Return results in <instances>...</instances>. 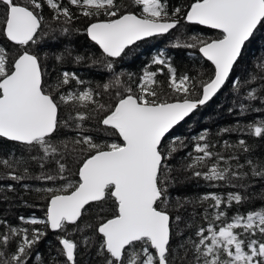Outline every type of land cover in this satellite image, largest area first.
<instances>
[{
	"label": "snow or ice",
	"instance_id": "1",
	"mask_svg": "<svg viewBox=\"0 0 264 264\" xmlns=\"http://www.w3.org/2000/svg\"><path fill=\"white\" fill-rule=\"evenodd\" d=\"M133 3L141 9L139 15L125 10L118 0H0V178L65 181L59 188L41 190L50 194L45 219L20 220L59 233L56 239L61 247L56 256L63 257V264H82L80 257L91 264L90 256L97 258L96 264H264V207L230 217L221 207L244 203L253 183L264 187V153H257L261 145L246 139L234 144L224 140L225 154L214 150L207 133L194 136L190 141L195 142L194 151L187 153V162L180 169H174L169 161L187 147L186 138L166 140L226 84L231 83L238 94L250 84L247 78H230L243 62L247 46L264 38V0H193L186 11L182 5L170 8L168 0ZM73 7L94 21L84 28L101 50L99 57H87L92 65L103 64L112 71L114 58L134 54L138 42L166 35L184 21L219 32L215 38L193 35L188 38L191 42L181 43L177 38L172 44L197 49L211 62L212 71L207 76L203 71L195 75L191 70L178 72L160 52L143 69L137 90L127 87L126 94L117 92L114 103H101L97 99L100 93L91 86L62 92L66 85L85 82L76 73L64 71L54 83H46L41 58L29 46L37 45L49 32H78L73 24L79 16ZM45 8L58 27L46 21ZM8 42L21 49L11 62ZM54 59L80 63L85 56L65 48ZM152 65L156 70H150ZM158 74H166V88ZM259 79V89L252 87L239 103L240 115L262 110L244 102L264 104V75ZM115 82H121L119 75ZM102 87L107 91L111 84ZM61 105L71 106L63 117ZM89 121L110 129L119 142H97L86 127ZM246 127L250 135L264 139V119ZM240 130L239 126L223 128L218 135ZM5 141L23 146L26 155L5 152ZM70 163L79 165L75 182L65 176ZM32 164L41 170L39 176L29 175ZM173 171L188 173L190 180L224 182L243 191L229 192L226 198L218 193L194 200L178 198L173 205L177 214L172 216L168 187ZM260 199L264 200V193ZM206 202L216 211L203 217L208 227L196 226L195 207H204ZM187 205L194 208L193 223H186V228L195 226L197 239L186 237L179 229V213L187 211ZM216 221L221 224L217 226ZM76 234L79 240L71 238ZM46 235L38 227H9L0 232V264H29L36 245ZM9 245H14L11 252ZM35 259L42 260L38 253ZM49 264L61 261L50 257Z\"/></svg>",
	"mask_w": 264,
	"mask_h": 264
},
{
	"label": "trees",
	"instance_id": "2",
	"mask_svg": "<svg viewBox=\"0 0 264 264\" xmlns=\"http://www.w3.org/2000/svg\"><path fill=\"white\" fill-rule=\"evenodd\" d=\"M118 2L121 3L123 8L125 7L127 11L131 9L132 12H135L138 15L140 14L141 9L135 6L132 0H118ZM191 2H193V0H168L170 8L172 6L182 5L185 11ZM73 11L79 16V19L74 21L73 27L79 29V31H70V35L73 36V39L70 40V46L60 47L53 50L51 53V60L48 57V64L46 63L45 65H42V69L47 71V78L45 81L48 84L54 83L57 76L64 71L76 73L85 82L84 85H75L74 82L66 85L61 89L62 92L74 91L77 88L83 90L84 88L91 86L100 93L97 99L101 103L106 105L114 103L117 86L124 85L126 87H132L133 91H136L143 69L150 64L151 58L160 52L166 54L172 65L178 69V72L191 70L190 74L195 75L198 71H203L205 76H207L212 71L213 66L200 55L197 49L183 47L177 48L172 47V44L177 41V38H179L181 43L191 42L188 38L193 35H198L206 39L215 38L219 35V32L211 31L197 25H188L184 21H182L181 25H179L177 29L168 36L157 38L154 42L149 41L134 47V54L126 55L119 59H113L114 68L112 71L106 69L103 64L92 65L87 57H99L101 50L89 40V37H87L84 32V28L90 22L94 21H89L88 18L80 15L78 10L74 7ZM44 14L48 23L52 24L53 27H58L56 22L51 21L50 12L47 8H45ZM101 19H106V17H101ZM45 30L48 31L47 29ZM57 34H60V32H57ZM67 36L69 37L68 34ZM59 41L62 42L60 38ZM37 45H30L29 50L38 54L41 58V62L43 61L42 51L45 47L52 48L53 46H59H52L51 42H48L45 47L38 49ZM7 46L10 54L13 45L8 42ZM65 48L72 49L74 55L79 54L85 56V60L80 63H76L72 59L63 62L56 61L54 59V54L62 53ZM263 56L264 38H258L247 46L244 60L241 63L243 67L236 68L233 77H231L233 80L239 78L242 81L247 78L250 84L245 85L238 94L235 89H233L231 83H229L223 92L220 93L207 108L201 109L200 112L195 113L191 118L173 131L167 139L168 141L175 140L176 137H181L186 138L185 143L187 144V147L181 148L176 154H174V158L169 161L174 169H180L181 164L187 162V153L194 151L195 142H190L191 138L205 133L208 135L209 142L215 145L214 150L225 151V154H227V151L223 148V141L227 140L229 143L234 144L239 139H246L249 144L261 145V147L257 149V153H264V139L250 135L246 127L253 122L264 119V104H261L259 101H244L245 103H251L254 108L262 109L259 112L249 111L245 115H240L239 107V103L243 101V96L247 94V91L251 90L252 87L259 89L261 83L259 77L264 75V67H262V65H264ZM156 68L157 66L152 65L150 70H156ZM166 72L167 70L165 69V73ZM129 74H131V79H129ZM117 75L120 76L121 82L119 84L115 82ZM157 79L164 82L162 85L163 87H167L166 74H158ZM104 84H111V87L105 91L102 87ZM70 107L71 106L61 105L62 117ZM237 126L241 129L240 131H232L230 133L218 135L223 128L235 129ZM86 127L89 129V134L92 135L97 142L111 143L114 140L119 142L118 137L112 135L110 129L106 130L104 126L97 125L95 121L87 122ZM71 135L73 134L70 132L69 137ZM3 143L5 145V152L11 150L16 157L26 155L23 146L17 145L13 142L5 141ZM78 167L79 165L70 163L69 171L65 173V176L73 182L78 180V176L76 175ZM46 170H48L50 174H55L50 168ZM40 171L41 170L35 164H32L29 168V175L32 177L39 176ZM170 175L174 178L170 185V189H168V211L170 213H176L173 205L178 198H191L194 200L197 196H202L206 193H218L226 198L229 192L243 191L242 189L225 185L224 182H207L202 179L190 180L187 179L188 173L182 171H173ZM64 183V180L42 181L29 178L17 182L6 177L0 178V221L5 222L0 224V232H7L9 227H38L47 231V235L36 245L33 258L30 259L29 264H49L50 257H56L61 261V264H63V257L56 256L57 249L61 247L56 239L59 233H52L45 225L32 226L25 224L20 220V217H24L26 220L31 219L32 217L45 219L48 197L50 194L41 190L47 188H59ZM213 184L216 186L213 187ZM9 185H11V189H9ZM262 193H264V187L259 183H253L248 189V200L240 205L233 202L231 208H228L226 205H222L221 207L227 211L229 217L234 216L237 213L246 214L251 210H259L261 207H264V200L260 199ZM207 203L208 202L205 203L204 207H195V212L197 213L195 217L196 226L208 227V221L204 220L203 217L216 211L215 209L207 207ZM109 204H112V201H109ZM186 207L187 211L181 210L179 213L182 216V220L179 223V229L187 237L193 236L196 227L186 228V223H193L190 219V215L193 212L194 206L187 205ZM205 208H207V212H205ZM89 215H91V213ZM220 224V221H216L217 226ZM172 226L175 230L176 223L173 222ZM71 238L79 240L80 235L76 234ZM193 238L197 239L194 236ZM181 242L187 243L184 239H182ZM172 243L175 245L176 240L174 239ZM13 247L14 245H9L8 251L11 252ZM35 253H38L42 260L35 259ZM79 259L82 261V264H87V260H85L84 257H80ZM88 259L91 260V264H96V257L90 256Z\"/></svg>",
	"mask_w": 264,
	"mask_h": 264
},
{
	"label": "rangeland",
	"instance_id": "3",
	"mask_svg": "<svg viewBox=\"0 0 264 264\" xmlns=\"http://www.w3.org/2000/svg\"><path fill=\"white\" fill-rule=\"evenodd\" d=\"M133 1V0H132ZM125 8V7H124ZM126 10V8H125ZM128 11H132L131 9L128 10ZM46 31V30H45ZM57 32L59 31H56V32H49V34L47 36H44L41 40H40V44L38 43L37 45V48L38 49H41L43 47L46 46V44H48V42H51V45H59V46H53L52 48H47L45 47L44 50L42 51V55H43V61H42V65H45L46 63L48 64V59L50 58L51 60V53L53 52V50L57 49V48H60V47H68L70 46L71 42L70 40L73 39V36L70 35V33H68L69 37L67 35H64V34H57ZM168 36V35H167ZM72 37V38H71ZM59 38L62 40L59 41ZM151 42V41H155V38L154 39H151V40H148V41H145L141 44H144V43H147V42ZM94 44V43H93ZM141 44H138V45H141ZM136 45V46H138ZM250 45V44H249ZM248 45V46H249ZM134 46V47H136ZM133 47V48H134ZM16 49V51H15ZM21 49H19V46H15L13 45L12 48H11V53L9 54V57H10V61L12 58L15 57V55L18 54V52L20 51ZM246 52V51H245ZM49 57V58H48ZM264 57V56H263ZM242 64H240L237 68H242ZM44 71V70H43ZM45 73V79L47 78V71H44ZM127 87L124 86V85H119L117 86V92H120L121 94H126V92L124 91ZM135 92V91H134ZM208 107V106H207ZM205 107V108H207ZM205 108H202V109H205ZM201 110V109H200ZM200 110L198 112H200ZM197 112V113H198ZM199 117V116H198ZM168 189H170V186L168 187ZM170 213V212H169ZM170 215L172 216H175L176 213H170Z\"/></svg>",
	"mask_w": 264,
	"mask_h": 264
},
{
	"label": "water",
	"instance_id": "4",
	"mask_svg": "<svg viewBox=\"0 0 264 264\" xmlns=\"http://www.w3.org/2000/svg\"><path fill=\"white\" fill-rule=\"evenodd\" d=\"M188 24V23H187ZM188 25H192V24H188ZM197 26H201V27H203V28H206V29H209V30H211V31H215V32H218L217 30H214V29H210V28H208L207 26H203V25H197ZM177 29V28H176ZM176 29H173V30H171L170 31V33H168V34H166V35H163V36H158V37H152V38H149V39H147V40H145V41H148V40H151V39H156V38H160V37H166L167 35H169V34H171L173 31H175ZM89 40H90V38H89ZM91 41V40H90ZM145 41H140V42H138L137 43V45L138 44H141V43H143V42H145ZM92 42V41H91ZM10 44H11V42H9ZM92 43H94V42H92ZM95 44V43H94ZM13 45V44H12ZM96 45V44H95ZM16 46V45H15ZM97 47H98V45H96ZM136 46V45H135ZM134 47V46H133ZM99 48V47H98ZM201 56H202V54H200ZM203 57V56H202ZM114 59H119V58H114ZM205 60H206V58H204ZM207 61V60H206ZM207 62H209V61H207ZM210 64H211V62H209ZM235 71V70H234ZM231 79V78H230ZM228 84H226L225 85V87L208 103V104H206L205 106H207V105H209L220 93H222L223 92V90L226 88V86H227ZM205 106H203V107H205ZM203 107H201V108H203ZM200 108V109H201ZM200 109H198L195 113H197ZM194 113V114H195ZM193 114V115H194ZM192 117V116H191ZM191 117H189V118H191ZM189 118H186V121L189 119ZM185 122V121H184ZM184 122H182V123H184ZM181 123V124H182ZM180 124V125H181ZM180 125H178V126H180ZM178 126H176L173 130H172V132L170 133V134H168V136L166 137V140L170 137V135L173 133V131L178 127ZM52 233H56V232H53L52 230H50Z\"/></svg>",
	"mask_w": 264,
	"mask_h": 264
},
{
	"label": "bare ground",
	"instance_id": "5",
	"mask_svg": "<svg viewBox=\"0 0 264 264\" xmlns=\"http://www.w3.org/2000/svg\"><path fill=\"white\" fill-rule=\"evenodd\" d=\"M208 106V105H207ZM207 106H205V107H207ZM205 107H203V108H205ZM202 109V108H201Z\"/></svg>",
	"mask_w": 264,
	"mask_h": 264
}]
</instances>
